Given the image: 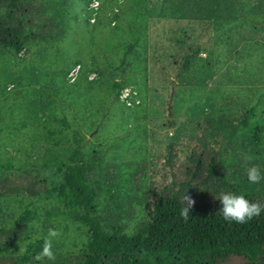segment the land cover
I'll use <instances>...</instances> for the list:
<instances>
[{"label": "rangeland", "instance_id": "1", "mask_svg": "<svg viewBox=\"0 0 264 264\" xmlns=\"http://www.w3.org/2000/svg\"><path fill=\"white\" fill-rule=\"evenodd\" d=\"M31 2L24 48L0 47V264L37 238L51 255L24 264H82L86 226L47 191L74 141L83 160L98 158L90 177L107 231L133 233L160 194L264 198V179L247 177L253 166L264 176V0ZM115 82L139 103L115 97ZM24 209L35 218L18 226Z\"/></svg>", "mask_w": 264, "mask_h": 264}, {"label": "trees", "instance_id": "2", "mask_svg": "<svg viewBox=\"0 0 264 264\" xmlns=\"http://www.w3.org/2000/svg\"><path fill=\"white\" fill-rule=\"evenodd\" d=\"M31 6V0H0V8L5 9L0 12V47L15 51L24 48L30 38L26 23ZM113 87L116 97L121 84L115 82ZM74 143L68 163L58 168L47 191L63 204L67 218L86 226L82 264H212L231 255L253 264H259L260 258L264 261V211L247 223H229L218 213L219 200L208 194L194 198L196 204L187 221L179 214L186 193L173 192L154 199L148 219L140 222L133 233H124L118 224L107 231L99 217L97 194L90 177L98 158L83 160L81 142ZM200 159L201 156L196 159L193 176L200 172ZM214 168V158H210L203 167L202 183L208 184ZM243 195L264 206V198L245 192ZM34 218V212L24 209L15 223L22 226ZM3 231L0 228V234ZM45 247L42 238L28 242L10 264L27 263L44 253Z\"/></svg>", "mask_w": 264, "mask_h": 264}, {"label": "clouds", "instance_id": "3", "mask_svg": "<svg viewBox=\"0 0 264 264\" xmlns=\"http://www.w3.org/2000/svg\"><path fill=\"white\" fill-rule=\"evenodd\" d=\"M247 159V158H246ZM247 177L250 183H259L262 176L260 167L253 166L247 169ZM220 202V208L218 213L229 223L236 222L238 224L247 223L254 217L260 216L261 212L264 211V206L259 203L252 202L245 197L243 194H235L232 192L222 193L218 198ZM196 204L195 199L187 193L182 198V207L180 209V216L187 221L190 217V210L194 208ZM54 231L50 230V235H55ZM23 251V250H22ZM45 255H51L48 252V248L45 247Z\"/></svg>", "mask_w": 264, "mask_h": 264}, {"label": "built area", "instance_id": "4", "mask_svg": "<svg viewBox=\"0 0 264 264\" xmlns=\"http://www.w3.org/2000/svg\"><path fill=\"white\" fill-rule=\"evenodd\" d=\"M101 0H89V7L91 10H97ZM93 20V18L91 19ZM79 65L76 64L71 68L69 75H75L78 71ZM136 92L131 89V87L124 86L119 90L118 98L125 103L126 106H133L139 103V100L136 99Z\"/></svg>", "mask_w": 264, "mask_h": 264}]
</instances>
